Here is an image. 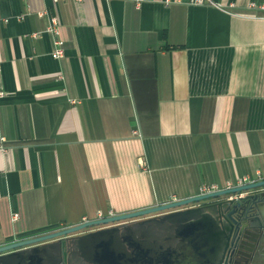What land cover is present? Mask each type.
I'll return each mask as SVG.
<instances>
[{"label": "crops", "instance_id": "crops-1", "mask_svg": "<svg viewBox=\"0 0 264 264\" xmlns=\"http://www.w3.org/2000/svg\"><path fill=\"white\" fill-rule=\"evenodd\" d=\"M198 1H0V246L264 181V0Z\"/></svg>", "mask_w": 264, "mask_h": 264}, {"label": "water", "instance_id": "water-1", "mask_svg": "<svg viewBox=\"0 0 264 264\" xmlns=\"http://www.w3.org/2000/svg\"><path fill=\"white\" fill-rule=\"evenodd\" d=\"M262 201L264 181L131 213L88 220L75 226L0 246V264H60L63 254L62 242H66L67 237L99 229L86 237L95 240L106 239L102 235L118 228L114 225L133 220L136 221L135 237L142 233L141 239L144 240L149 239L148 234L151 232L162 231L166 223L177 227L176 236L166 239L172 252H164L166 245L162 242L165 239L153 247L154 253L150 252V245L137 240L135 264H218L228 241L236 236L239 240L235 256L242 259L253 254L249 247L251 243L256 242L248 236L254 229L252 214H256L257 210L260 212L258 203ZM157 222L163 223V227L156 225ZM176 243L178 246L174 249ZM263 243L264 241L261 242ZM57 258L58 262L55 261Z\"/></svg>", "mask_w": 264, "mask_h": 264}, {"label": "flooded vegetation", "instance_id": "flooded-vegetation-1", "mask_svg": "<svg viewBox=\"0 0 264 264\" xmlns=\"http://www.w3.org/2000/svg\"><path fill=\"white\" fill-rule=\"evenodd\" d=\"M258 206L260 207V212L257 210L256 214H252L254 229L249 232L248 236L253 242H256L251 243L249 247L253 251V254L245 256L242 259L235 256L239 240L238 236H236L228 241L227 248L218 264H264V243L261 244L264 241V201L258 203ZM135 222L133 220L114 225V227L118 228L106 233V235H102L106 239L95 240L86 237L94 231H99V229L88 230L67 237V241L62 242L61 248L63 254L60 264H135V246L137 240L150 245L152 247L150 252L154 253L153 247L165 239L162 242L166 245L164 252L168 253L171 251V246L166 239L176 236L177 227L175 225L166 223V227H164L166 229L163 228L162 231L158 230L156 233L151 232L150 235L148 234L149 239L146 237L147 239L144 240L141 239L142 233L135 237ZM157 224H160L161 227L164 225L161 222H157ZM162 236L165 238L161 239ZM178 243L173 246L174 249L177 248ZM55 261L58 262V258Z\"/></svg>", "mask_w": 264, "mask_h": 264}, {"label": "built area", "instance_id": "built-area-1", "mask_svg": "<svg viewBox=\"0 0 264 264\" xmlns=\"http://www.w3.org/2000/svg\"><path fill=\"white\" fill-rule=\"evenodd\" d=\"M53 1L55 3H57L59 0H53ZM144 1L145 0H136L137 6L138 7H141V5H142V3ZM198 3L201 4L202 3V0H199ZM249 6H250V8H256L255 3H251ZM258 8L261 9V10H264V5H261ZM5 23H9V20L8 19H0V28ZM58 26H59L58 19H56V18L51 19V25H50V27L48 29V32L51 33L55 37V46H56V49H55V52L53 54V56L55 58H60V57H62L64 55V49H63L64 42L58 38V36H59ZM1 97H4V93H2L0 91V98ZM4 143H5V141H0V149H3L4 148ZM243 185H247V180L241 181V183H240L239 186H243ZM217 191L218 190L217 189H214V188H206V189H203L202 190V192H201L200 195L211 194V193H214V192H217ZM243 196L244 195H241V197H243ZM86 221H88V220H85V222Z\"/></svg>", "mask_w": 264, "mask_h": 264}]
</instances>
